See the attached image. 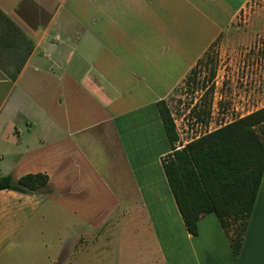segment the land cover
<instances>
[{
	"label": "crops",
	"instance_id": "1",
	"mask_svg": "<svg viewBox=\"0 0 264 264\" xmlns=\"http://www.w3.org/2000/svg\"><path fill=\"white\" fill-rule=\"evenodd\" d=\"M249 1L0 0L19 31L0 30V177L49 179L46 192L0 190V264L30 251L36 264H264V175L239 256L215 214L192 236L158 109ZM260 60L241 76L253 89L233 92L239 118L264 108Z\"/></svg>",
	"mask_w": 264,
	"mask_h": 264
},
{
	"label": "trees",
	"instance_id": "2",
	"mask_svg": "<svg viewBox=\"0 0 264 264\" xmlns=\"http://www.w3.org/2000/svg\"><path fill=\"white\" fill-rule=\"evenodd\" d=\"M3 29L19 33L0 11V30ZM6 37L1 32L0 38ZM212 64V57L206 53L188 76L187 88L196 92L199 86L206 88L199 81V75L203 67ZM213 93L214 87L206 89L204 102L191 110V117L197 122L207 124L211 107L205 101ZM158 109L173 149L163 161L164 171L187 231L198 236L201 218L215 214L230 239L234 255L239 256L264 175V108L193 139L181 149L176 147L180 137L168 104L162 101ZM0 190L46 192L49 179L42 174L27 175L19 180L0 177Z\"/></svg>",
	"mask_w": 264,
	"mask_h": 264
},
{
	"label": "rangeland",
	"instance_id": "3",
	"mask_svg": "<svg viewBox=\"0 0 264 264\" xmlns=\"http://www.w3.org/2000/svg\"><path fill=\"white\" fill-rule=\"evenodd\" d=\"M207 55L212 57L213 64L202 68L199 81L206 88L199 86L198 89H203L206 92V89L210 87H214V91L217 88L221 100L213 109V96L208 97L205 103L210 104L211 114L207 124H202L191 117L193 107L200 101L204 102L200 99L202 93H197L196 89H188L185 84L180 85L174 91L169 98L168 105L177 126L180 145L189 143L193 139L235 121L240 115L248 112V109L241 110V108L232 107L235 99L240 103L243 101L239 98V94L234 96L233 92L242 90L245 93L253 89L248 87V84L245 87L241 76L244 75L246 69H249V72L252 69H260V58L264 65V0H250L238 14L232 29L212 45ZM257 62L259 63L257 64ZM212 73H214L213 77H211ZM250 107L249 111H252V108L258 107V104L252 105L251 103ZM119 242L120 239L115 237L114 242L108 245L110 246L109 251L116 249ZM39 256L41 255H38L37 252L30 251L28 253L29 263L36 264L35 261ZM115 263V255L108 254L107 264Z\"/></svg>",
	"mask_w": 264,
	"mask_h": 264
}]
</instances>
